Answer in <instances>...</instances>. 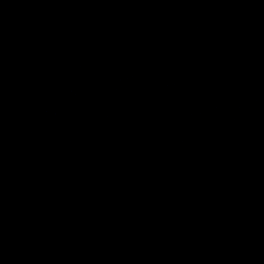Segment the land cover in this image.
I'll use <instances>...</instances> for the list:
<instances>
[{"label": "water", "instance_id": "1", "mask_svg": "<svg viewBox=\"0 0 264 264\" xmlns=\"http://www.w3.org/2000/svg\"><path fill=\"white\" fill-rule=\"evenodd\" d=\"M0 264H264V0H0Z\"/></svg>", "mask_w": 264, "mask_h": 264}]
</instances>
